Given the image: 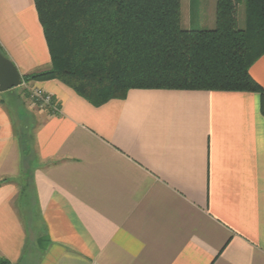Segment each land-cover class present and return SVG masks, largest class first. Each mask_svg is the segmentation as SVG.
I'll use <instances>...</instances> for the list:
<instances>
[{"label":"crops","instance_id":"obj_1","mask_svg":"<svg viewBox=\"0 0 264 264\" xmlns=\"http://www.w3.org/2000/svg\"><path fill=\"white\" fill-rule=\"evenodd\" d=\"M0 50L21 78L49 68L34 0H0ZM249 75L264 89V55ZM31 84L58 111L20 119L0 93V259L264 264V93L131 89L94 106Z\"/></svg>","mask_w":264,"mask_h":264},{"label":"trees","instance_id":"obj_2","mask_svg":"<svg viewBox=\"0 0 264 264\" xmlns=\"http://www.w3.org/2000/svg\"><path fill=\"white\" fill-rule=\"evenodd\" d=\"M34 7L50 66L23 76L27 83L59 81L94 106L131 89L264 93L249 75L264 55V0H215L210 30L183 28L180 0H34Z\"/></svg>","mask_w":264,"mask_h":264},{"label":"rangeland","instance_id":"obj_3","mask_svg":"<svg viewBox=\"0 0 264 264\" xmlns=\"http://www.w3.org/2000/svg\"><path fill=\"white\" fill-rule=\"evenodd\" d=\"M214 10L215 0H180V14L182 27L198 30H210L214 27ZM243 7L240 6L238 10V27L243 26ZM38 89L31 82L21 80L19 87L14 88L3 94V98L8 100L15 98L16 100L22 99L25 107L22 108L20 119L26 116L25 108L31 112L43 111L44 108L38 104H33L30 99V92ZM6 101V99H4ZM23 183H27L26 178H23ZM23 209L25 212L29 211L31 207V192L29 186L24 188L22 194Z\"/></svg>","mask_w":264,"mask_h":264},{"label":"water","instance_id":"obj_4","mask_svg":"<svg viewBox=\"0 0 264 264\" xmlns=\"http://www.w3.org/2000/svg\"><path fill=\"white\" fill-rule=\"evenodd\" d=\"M21 84L15 65L0 52V93L8 92Z\"/></svg>","mask_w":264,"mask_h":264},{"label":"built area","instance_id":"obj_5","mask_svg":"<svg viewBox=\"0 0 264 264\" xmlns=\"http://www.w3.org/2000/svg\"><path fill=\"white\" fill-rule=\"evenodd\" d=\"M29 96L33 104H38L42 108H50L51 113H55L58 111L57 107L53 103L52 96L43 92L42 90H32Z\"/></svg>","mask_w":264,"mask_h":264}]
</instances>
